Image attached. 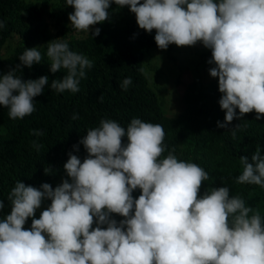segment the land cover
<instances>
[{
	"label": "clouds",
	"instance_id": "obj_1",
	"mask_svg": "<svg viewBox=\"0 0 264 264\" xmlns=\"http://www.w3.org/2000/svg\"><path fill=\"white\" fill-rule=\"evenodd\" d=\"M70 24L89 34L110 17V6H127L139 29L155 30L161 50L169 45L211 50L209 75L218 80V104L225 112L217 127L255 112L264 118V0H65ZM6 27L0 20V29ZM100 28L91 37L100 35ZM49 81L22 78V69L41 64L42 47L25 48L19 64L0 74V106L10 119L36 110L34 97L46 86L58 93L80 91L93 62L67 40L47 44ZM19 72V74H17ZM132 77L120 87L127 91ZM238 110V112H237ZM73 113L72 119H78ZM240 124L228 129L232 135ZM42 136V130H33ZM165 131L134 117L126 126L104 118L78 141L87 155L68 154L67 178L53 188L17 180L8 193L10 211L0 216V264H264V216L227 186L200 192L209 173L180 160L163 143ZM125 141V142H122ZM39 150L42 145L33 141ZM78 145L73 146L78 151ZM167 151V155L163 154ZM239 184L264 188V154L257 145L241 156ZM45 175L52 174L50 167ZM139 190L138 198L133 196ZM47 206L35 218L36 211ZM6 205L0 200V213ZM113 214L123 219L117 221ZM31 219L30 228H25ZM95 224V226H93Z\"/></svg>",
	"mask_w": 264,
	"mask_h": 264
},
{
	"label": "trees",
	"instance_id": "obj_2",
	"mask_svg": "<svg viewBox=\"0 0 264 264\" xmlns=\"http://www.w3.org/2000/svg\"><path fill=\"white\" fill-rule=\"evenodd\" d=\"M72 11L65 0H0V20L6 23L0 29V74L19 64L25 48L42 46L41 64L23 68L22 78L48 75L50 82L62 78L66 70L50 73L46 56V44L62 37L72 50L93 62L80 81L79 92L58 93L46 86L42 95L34 97L36 110L23 119H10L8 109L0 106V200L6 205L0 216L10 211L7 196L17 180L35 187L49 183L54 188L67 178L63 165L68 154L79 156L81 161L87 155L78 141L89 128L98 126L104 118L126 126L134 117L161 124L167 150L209 173L198 195L213 187L227 186L231 195L241 196L254 212L264 216V188L236 182L242 173L239 158H250L257 145L264 154V118L256 120L253 111L240 120L234 119L228 129L241 125L235 136L217 127L225 112L218 104V80L209 75L215 66L208 63L211 50L201 53L190 49L186 54L190 61L186 63L175 44L159 49L154 41L155 30L146 33L139 29L127 6L112 4L109 19L90 26L89 34L77 32L70 24L68 16ZM95 28L101 29L100 35L92 38ZM129 76L133 84L125 91L120 84ZM181 86L183 91L176 94ZM172 92L178 100L177 111L168 114L167 99ZM74 112L78 119H72ZM33 130H42L44 135L34 136ZM34 140L42 145L39 150ZM74 145H78V151L73 150ZM45 167H50L52 174L45 175ZM139 194L134 190V197ZM47 203L36 211L35 218ZM113 217L123 219L117 214ZM30 226L28 219L24 227Z\"/></svg>",
	"mask_w": 264,
	"mask_h": 264
},
{
	"label": "rangeland",
	"instance_id": "obj_3",
	"mask_svg": "<svg viewBox=\"0 0 264 264\" xmlns=\"http://www.w3.org/2000/svg\"><path fill=\"white\" fill-rule=\"evenodd\" d=\"M175 49H177V50L179 49L180 50L181 58L183 57V61L186 62V63H189V61H190L188 59V57L186 56L187 52L190 49H198V50H200L201 53L206 52L207 50H209V49L204 48L202 46V44L199 43V42L196 45H194V46H180V47L175 46ZM201 53H199L198 55H200ZM183 89H184L183 86L177 88V90H175L176 94H180L183 91ZM176 94L174 92H172V96H169L168 99H167L169 101V103L167 104L168 114L177 111V105L176 104H177L178 100L175 99ZM174 100H175L174 104H170V102H172Z\"/></svg>",
	"mask_w": 264,
	"mask_h": 264
}]
</instances>
